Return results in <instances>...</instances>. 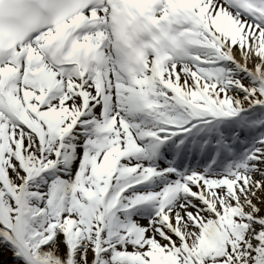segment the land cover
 Listing matches in <instances>:
<instances>
[{
  "label": "snow or ice",
  "instance_id": "1",
  "mask_svg": "<svg viewBox=\"0 0 264 264\" xmlns=\"http://www.w3.org/2000/svg\"><path fill=\"white\" fill-rule=\"evenodd\" d=\"M0 264H264V0H0Z\"/></svg>",
  "mask_w": 264,
  "mask_h": 264
},
{
  "label": "bare ground",
  "instance_id": "2",
  "mask_svg": "<svg viewBox=\"0 0 264 264\" xmlns=\"http://www.w3.org/2000/svg\"><path fill=\"white\" fill-rule=\"evenodd\" d=\"M5 255H7V254L5 253Z\"/></svg>",
  "mask_w": 264,
  "mask_h": 264
}]
</instances>
